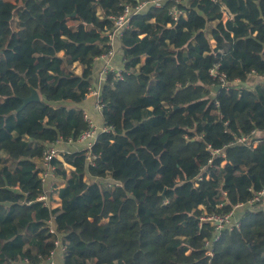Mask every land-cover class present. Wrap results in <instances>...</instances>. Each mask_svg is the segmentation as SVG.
I'll use <instances>...</instances> for the list:
<instances>
[{"label":"trees","instance_id":"trees-1","mask_svg":"<svg viewBox=\"0 0 264 264\" xmlns=\"http://www.w3.org/2000/svg\"><path fill=\"white\" fill-rule=\"evenodd\" d=\"M144 1L0 0V264H47L56 238L64 264H209L215 227L200 217L264 188V0H163L121 37L93 162L60 152L51 204L39 200L47 148L88 128L68 101L90 91L111 17ZM261 202L222 230L214 264H264Z\"/></svg>","mask_w":264,"mask_h":264},{"label":"built area","instance_id":"built-area-1","mask_svg":"<svg viewBox=\"0 0 264 264\" xmlns=\"http://www.w3.org/2000/svg\"><path fill=\"white\" fill-rule=\"evenodd\" d=\"M218 1V0H214ZM163 0H151L150 2L144 1L139 3L137 6L133 7L131 5H127L120 15H113L111 18L114 22V27L112 31L105 33L106 36L109 38V44L111 48L100 55L97 58H102L105 63L102 67V74H104L105 79H107V76L110 72L115 73L117 79L123 78V69L115 68L111 60L115 55V48L114 44L117 39H121L122 35L124 34L125 30L128 29L130 25V21L134 14L138 13L140 10H142L147 4L153 3L155 6L160 7L162 5ZM176 13V12H175ZM177 18V16L175 17ZM216 76V75H215ZM220 80L222 81V86H226L227 82L225 81L224 77H221ZM94 96L96 98L95 101V107L97 109L102 110L103 108V102H102V87H91L90 91L87 93L86 96ZM85 120L88 122V128L83 131V133L80 135V137L77 139V142H82L86 144V148L89 149V159L91 162H93V159L96 157V154L92 153V148L96 140L99 138V134L103 131H107V127L99 128L96 123L93 121V119L84 112ZM248 136H242L238 139L239 142H247ZM61 151L57 147V144L51 145L47 148V150L44 153V160L42 163V171L40 173L41 178L44 183H46L49 179H51L52 183V190L54 189V182L56 180L55 177V166L52 164V159L54 157H58L59 153ZM222 153L221 150H215L214 154H220ZM208 177V176H207ZM200 179H203V176H200ZM264 197V188L256 192L253 198H251L246 204L245 203H238L236 204L231 211H229L226 214H219V213H205L203 216L200 217V229L203 228L204 222H210L215 227V235L211 238L206 239L205 241V248H206V255L208 256L209 264L213 263V258L215 255L214 251V244L216 241H218L221 238V232L227 227H234V226H240L241 221L240 219L235 218V213L238 208L246 207V206H253L254 204L261 202ZM39 200L44 201L45 205H50L51 200L49 198V195L47 192H44L39 197ZM49 224V230L51 233H56V229L54 227V218H51L48 222ZM201 233V231H200ZM55 243L57 247L53 249L50 253V255L47 257V264H58L57 262V253L58 250H61L62 252L65 251V246L62 245V242L60 239H55Z\"/></svg>","mask_w":264,"mask_h":264},{"label":"crops","instance_id":"crops-1","mask_svg":"<svg viewBox=\"0 0 264 264\" xmlns=\"http://www.w3.org/2000/svg\"><path fill=\"white\" fill-rule=\"evenodd\" d=\"M228 18V13L225 12L224 13V20H226ZM114 48H115V55L111 60L112 65L115 68L118 69H124V59H123V49H122V44H121V39H117L115 41L114 44ZM105 61L102 58H96L95 62H94V69H93V74H92V86L93 87H102L106 81L104 74H102V67L104 66ZM257 79V78H256ZM259 80V79H257ZM264 80V79H263ZM257 82V81H256ZM250 83L251 87L254 86V84L256 83ZM95 101L96 98L92 95H88L86 96L85 99L83 100H70L68 101V103L71 106H76V107H81L84 112H86L92 119L93 121L96 123V125L99 128H103L104 125V118H103V113L102 110L97 109L95 107ZM264 136V133H258V136ZM262 141V140H259ZM86 144L82 143V142H77V141H60L57 144V147L59 148V150L62 151H70V150H77L78 148H83L85 147ZM45 190L49 195V198H51V194L53 192L52 190V183H51V179H49L46 183H45ZM262 206H264V197L262 199L261 202ZM54 205H56V202L54 201ZM244 207L242 208H238L236 210L235 213V218L236 219H240L243 213ZM57 257V262L58 264H64V260H63V252L61 250H58V253L56 255Z\"/></svg>","mask_w":264,"mask_h":264},{"label":"water","instance_id":"water-1","mask_svg":"<svg viewBox=\"0 0 264 264\" xmlns=\"http://www.w3.org/2000/svg\"><path fill=\"white\" fill-rule=\"evenodd\" d=\"M75 14H76V11L73 13V15H75ZM236 84H246V83L245 82L243 83V82L240 81V82H236ZM220 88L221 87L219 85L218 86H213L212 90L216 92ZM40 99H41V97H40V94H39L38 90L33 88L30 96L25 98L24 104H23V106L21 108H24L28 103H31L33 101H39Z\"/></svg>","mask_w":264,"mask_h":264},{"label":"rangeland","instance_id":"rangeland-1","mask_svg":"<svg viewBox=\"0 0 264 264\" xmlns=\"http://www.w3.org/2000/svg\"><path fill=\"white\" fill-rule=\"evenodd\" d=\"M63 24H66V25H69V26H75L76 28H79V26L77 25V23L76 22H72V21H66V22H64V23H62V24H60V28H61V26L63 25Z\"/></svg>","mask_w":264,"mask_h":264}]
</instances>
